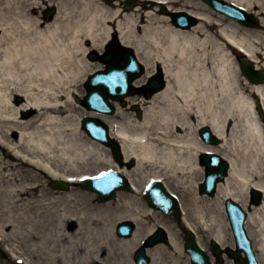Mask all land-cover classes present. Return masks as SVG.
<instances>
[{"label": "bare ground", "instance_id": "6f19581e", "mask_svg": "<svg viewBox=\"0 0 264 264\" xmlns=\"http://www.w3.org/2000/svg\"><path fill=\"white\" fill-rule=\"evenodd\" d=\"M221 1L264 13V0ZM123 2L0 0V83L10 82L11 93L25 97L29 110L37 112L29 119L0 116V245L9 258L23 264H134L135 249L162 226L171 252L164 258L165 247L148 249L152 264H191L172 223L142 200L145 179H150L164 183L162 194H179V220L197 237V225L209 231L223 249L232 247L223 204L226 199L237 202L247 212L246 229L264 264V129L258 119L264 112V74L258 73L264 71V29L240 28L203 0H127L126 6L132 7L126 10ZM44 3L56 9L49 21L37 17ZM177 3L181 8L173 7ZM174 12L188 13L197 24L174 25ZM260 24L264 27L263 18ZM113 35L134 51L145 71L135 82L145 96L118 100L132 106L136 117H125L127 106H117L115 116H101L118 142L120 161L79 129V123L87 124L85 117L73 129L58 119L71 103L80 106L79 83L100 68L74 57L75 45L85 57L90 48L82 45L84 40L100 51ZM66 41L75 48H66ZM228 45L245 58L236 62ZM242 66L250 68L249 77H243ZM158 68L164 88L151 90L143 83ZM242 82L260 101L256 110V102L242 95ZM63 96L70 102L60 103ZM50 114L56 116L45 117ZM228 121L233 125L227 126ZM207 127L221 140L216 148L199 139ZM228 129L233 147L226 140ZM208 151L225 164L228 175L213 196H198L196 177L203 173L198 157ZM106 170L124 175L131 193L99 203L73 186ZM53 181L71 185L66 192L52 190ZM181 188L192 192L190 199ZM256 190L262 202L252 205L248 193ZM122 221L136 226L130 238L115 234Z\"/></svg>", "mask_w": 264, "mask_h": 264}, {"label": "rangeland", "instance_id": "374dc122", "mask_svg": "<svg viewBox=\"0 0 264 264\" xmlns=\"http://www.w3.org/2000/svg\"><path fill=\"white\" fill-rule=\"evenodd\" d=\"M102 2L105 3V0H102ZM181 6H182L181 3L180 4L177 3L173 7L175 9H177V8H181ZM50 7H53V6L52 5H47V3H44L43 8H41V10H39V13L37 14V17L42 20L43 19V12L45 10H47L48 8H50ZM122 8L125 9L124 6H123V3H122ZM188 10H190V9L188 8ZM254 10L256 12L260 13L258 15L260 18L264 19V13H262L261 10H259L257 7L254 8ZM161 12H163V10ZM198 12H200V11H198ZM262 32H264V31H262ZM1 34H2V32L0 31V36H1ZM65 43H66V48L73 49V48L76 47V53L74 54V57L77 55L79 59H81V58L83 60L86 59V57L82 56L81 52L77 51V49H78L77 45H75V47H74V45H71L70 42H68V41H66ZM86 44H87V40H84L82 45L85 48L87 47ZM103 49H104V47L101 48L100 52H102ZM229 49H231V48H229ZM231 51H232V53L234 55H237V53L234 50H231ZM146 80H147V78H145L144 83L146 82ZM83 81H84V79L78 85L77 91L79 93V95H78L79 97H83L84 93H85L84 89H83V84H82ZM241 88H242V90H241L242 91V95L245 97V99L248 102L253 101L254 99H253V94H252V92L250 90L251 89L250 86L248 84H245V83L242 82ZM11 92H13V86H12V84L10 82L0 83V116L6 117L8 119H12V118H10L11 116H16L18 119H22V118L29 119V118L33 117L34 115H36L37 112L29 110L30 103L27 101V99L25 97H21V96H19L17 94H13ZM63 97H60V103H62L64 105L65 102L66 103L70 102V101L66 100L65 97L64 98ZM71 105H72V107L66 108V110H67L66 112L67 113L64 114V115H61L60 118H58L59 120L62 119L61 120L62 124L66 123L70 127V128L68 127V129L76 128L78 126L80 118L88 115V113L82 107L74 106V103H71ZM119 108L121 110L124 109V108H121V107H119ZM124 114H125V117L128 116V118H135L136 117L134 115V113L131 111V109H129V108L125 109ZM48 116H51L52 118H54L56 115L50 114V115H46L45 117H48ZM122 118L121 117H116V118L114 117V119L116 121L124 122V119H122ZM194 119L195 118L191 117V121H193ZM232 125H233V121H230V123L228 121L227 126H232ZM175 131L176 132H180L179 128H175ZM69 132H70V130H69ZM231 133L232 132H230V130L228 129V131L226 132V140H227L228 143L232 144V147H233V142H232L233 140H232ZM237 150L240 151V149H237ZM107 155L110 156V152L109 151H107ZM196 178H197V182H200L203 179V173H201V174L199 173ZM145 182H146V179H145ZM180 190L184 191L186 193L185 195H186L187 199H190V197L192 195L191 191L187 192L186 189H182V188ZM175 194H177L179 196V194L177 192H175ZM196 194L198 196H200L198 194L197 188H196ZM93 196L96 197L95 195H93ZM248 200H249V198H248ZM158 216H160L164 220L172 223V225L174 226V230H175V232L177 234V239L181 243V245H183V235L178 230L175 220L172 217H168V216H165L163 214H159ZM224 219L227 222V218H226L225 212H224ZM197 227H198V230H197L198 237H197V239L200 242L201 246L206 251H209V244L211 242L210 237H209L210 233H209V231L207 233L206 231H204L198 225H197ZM227 227L229 229L228 222H227ZM229 238H230V241L232 242V245H233V238H232L230 229H229ZM163 250H164L163 257L165 258V257H167V254H169V252H171V249H167V247H166ZM0 264H15V262H14L13 259L6 257L4 259H0ZM223 264H236V263H234L233 261H231L229 259H225Z\"/></svg>", "mask_w": 264, "mask_h": 264}, {"label": "water", "instance_id": "95a60500", "mask_svg": "<svg viewBox=\"0 0 264 264\" xmlns=\"http://www.w3.org/2000/svg\"><path fill=\"white\" fill-rule=\"evenodd\" d=\"M207 1L211 5H214V7L217 9L219 8L222 11H229L231 13H234L235 15L237 13L234 9L226 6L224 3H222L218 0H207ZM183 18L188 22V23L186 22L185 24H183V26H187L188 24H190V22H192L191 19H188L185 16ZM236 18H238V20H241L240 17H236ZM248 24L249 25H255V22H254V20H251V22ZM122 56L128 57L127 55H122ZM127 60L134 62V60L131 57H128ZM108 65H110V64H108ZM242 68H243L244 74L249 77L250 72L248 71V69H250V68L248 66L247 67L242 66ZM128 70H131V69H128ZM112 76H117V75H112ZM101 79H102V77L100 75H96L95 77H92L89 80V83H91V86H94L92 89L90 88L91 92L97 93L100 97H102V95L99 94L96 90V87H98V85H94L95 83H93V82L96 80H101ZM109 81H110V79L108 80L107 84H109V86L113 85V83H110ZM151 87L157 88L158 84H156V83L152 84L151 83ZM100 88L101 87H98V89H100ZM114 92H115V90H114ZM104 96H107V91L104 94ZM95 105L99 107V104L95 103ZM205 131H208V130H205ZM204 133L208 136H205ZM204 133L202 134V136H203L205 141H207L209 143L215 142V140L211 138L209 132H204ZM206 137H208V139ZM113 149L117 152L116 148L113 147ZM204 162H205L206 168H207V181H206V185L201 187L202 192H204L205 190L208 191L209 188H213L215 183L225 175V170H226L225 164L220 162V160L214 155L204 156L203 163ZM163 196L165 198L169 199L168 196H165V195H163ZM100 198L103 199L104 197L100 196ZM163 202H165V201H161L159 203V206L163 210L169 209V206H167V203L170 204L171 209H174V205L171 201H166V205ZM226 208H227V211L229 213V217H230L231 224L233 227V233H234V237L236 240V248H237L236 253H232L230 251H227V253L230 257H233L236 260H239L240 264H253V259L251 258V252L249 249V244L246 243V239L244 237V233L242 231L241 226L235 220V219H238V217L240 215L239 211H238L237 207L234 206V203H232L231 201H228L226 203ZM172 211H174V210H172ZM162 240H164V235H163L162 231L159 230L157 233H155L154 236L150 237L147 245L151 246V245L155 244L156 242H159ZM185 240H186V245H185L186 251H188V253L191 255L193 261L196 264H209L206 255L202 251L199 250V248L197 247V245L195 243L194 237L190 233L186 232ZM212 251H213V254L216 256L217 260L220 261L221 251L218 249V247L214 246V244L212 245ZM240 252L245 253V255H246L245 260H240V258H239ZM135 259H136L137 264H147V260L144 256L143 250H140L137 253Z\"/></svg>", "mask_w": 264, "mask_h": 264}, {"label": "snow or ice", "instance_id": "6c2138e0", "mask_svg": "<svg viewBox=\"0 0 264 264\" xmlns=\"http://www.w3.org/2000/svg\"><path fill=\"white\" fill-rule=\"evenodd\" d=\"M103 175V174H102ZM97 179H99V177H97Z\"/></svg>", "mask_w": 264, "mask_h": 264}]
</instances>
